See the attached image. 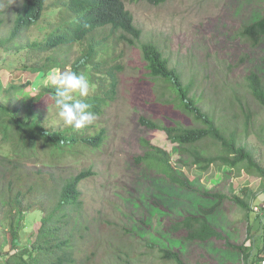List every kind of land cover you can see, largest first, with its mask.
Here are the masks:
<instances>
[{"label":"rangeland","instance_id":"obj_1","mask_svg":"<svg viewBox=\"0 0 264 264\" xmlns=\"http://www.w3.org/2000/svg\"><path fill=\"white\" fill-rule=\"evenodd\" d=\"M124 2L142 36L133 45L116 43V62L124 66L118 96L94 120L97 128H106L104 142L78 157L22 158L18 163L23 167L19 174L26 187L34 184L36 188V195L25 201L20 248L31 246L42 217L53 210L58 196L53 201L48 198L54 197V190L91 169L94 174L80 184L81 205L67 207V225L64 223L60 232L71 235L72 245L66 251L74 260L71 264H178L161 257L162 247L178 251L184 264H244L243 253L255 255L259 245L264 248V180L244 169L238 172L217 163L202 169L203 164L191 163L164 131L140 124L139 118L145 116L161 125L180 121L190 125L181 109L164 102L169 95L163 97L167 85L150 75L141 44L155 43L171 66L179 70L183 81L193 83L191 96L197 104L226 133L236 131L240 142L252 148L264 166V107L249 92L246 79L251 72L264 77V38L254 46L243 34L245 25L264 14V0H168L157 6L145 1ZM22 3L0 0V98L11 85L33 83L20 97H11L10 103L20 106L44 86L48 75L32 73L31 66H42L46 56L52 55L59 61L66 60L65 68H72L90 42L88 39L44 53L28 49L76 17L68 9V0H48L39 21L7 41ZM108 31L101 30L102 34ZM59 120L52 123L60 124ZM145 140L170 153L176 172L189 181L188 190L172 185L149 162H135L148 151ZM7 147L0 149V174L11 179L8 172L13 164L6 160L14 157ZM45 182L48 186L41 188ZM3 183L0 180V185ZM245 186L256 192L248 210L233 200ZM207 192L225 197L216 199ZM27 202H33L32 207ZM213 205L217 208L208 218L239 249L215 237L186 241V228H174L173 224L184 217L201 216ZM8 208L0 203V257L4 259L17 251L9 246Z\"/></svg>","mask_w":264,"mask_h":264},{"label":"trees","instance_id":"obj_2","mask_svg":"<svg viewBox=\"0 0 264 264\" xmlns=\"http://www.w3.org/2000/svg\"><path fill=\"white\" fill-rule=\"evenodd\" d=\"M47 1L23 0L7 41L18 37L25 28L37 23L42 17ZM134 1H145L157 6L168 0ZM68 9L75 13L76 17L50 32L42 41L31 44L28 49L35 53H44L60 47H72L76 43L90 39L87 49L72 63V69L88 78L90 92L83 99L91 105L90 110L95 116H99L103 109L117 98L119 92L120 74L124 66L116 62L118 59L114 55L116 43L125 41L135 44L142 36V29L135 24L134 16L127 9L124 0H68ZM2 23L3 21L0 20V26ZM104 29L109 31L102 34L101 30ZM243 34L252 45H259L264 38V14L245 25ZM141 51L150 75L161 78L167 85L163 97L169 95L164 102L181 109L188 117L190 125H185L184 121L161 125L145 116L139 118L140 124L153 130L164 131L169 141L176 144L180 153L188 155L190 157L188 159H191L193 164H203L202 169L217 163L231 170L236 169L238 172L244 169L264 180V166L257 159L254 150L240 142L236 131L226 133L216 123L214 117L197 104L191 96L193 83L183 81L181 73L176 67L171 66L164 52L153 42L142 43ZM66 62L49 55L46 56L42 66H31L29 69L47 75L54 68H65ZM246 79L249 92L264 107V77L257 72H251ZM30 85L31 82L19 86L11 85L9 89H4L0 98V149L10 146L14 157V159L8 157L7 160L4 157L8 163L13 164V167L8 172L11 179L7 174H0L1 183L4 182L0 185V203L9 207V246L13 250L17 249L6 259L0 257V264H71L74 260L71 254L66 252L72 245L71 235L60 232L65 224L67 225V220L64 219L68 216L67 207L81 205L80 184L92 176L94 171L91 169L81 171L54 190V197L48 198L49 201H53L55 195L58 196L57 203L52 207L53 210L41 219V227L33 233L32 237L35 239L31 246L25 245L20 248L21 221L26 213L25 201L36 195V188L34 184L26 187L22 174H19L23 167L19 164L20 161L23 162L22 158L40 160L41 157L46 156L51 159L56 156L78 157L86 154L102 145L106 128H97L98 124L95 121L80 130L62 126L63 121L58 116L51 99L55 89L51 87L42 86L24 104L21 102V106L15 102L10 103L11 97H20V93ZM77 97L78 94L74 98ZM57 119H60V124H53L52 121ZM195 123L198 124L194 125ZM93 129L95 130L91 131ZM145 141L148 151L143 156L137 157L135 162H149L150 167L164 173L171 180L172 185L176 184L180 189L188 190L189 181L176 172L170 153L161 146ZM47 186L46 182L40 185L41 188ZM240 193L234 195L233 200L240 208L248 210L256 192L245 186ZM209 194L216 199L225 197L222 193ZM27 203L28 207H32L33 202ZM216 208L217 206L213 205L201 216L188 215L174 223V228H186L188 232L186 241L192 239L208 241L213 237L226 239L208 218ZM262 210L264 212V204ZM262 219L261 217L260 222ZM171 240L178 243L174 239ZM226 243L232 248L239 249L228 240ZM242 249L241 247L240 250ZM160 251L163 259L184 264L180 253L173 248L162 247ZM243 257L244 264L256 262L262 264L264 248L259 245V251L255 255L243 253Z\"/></svg>","mask_w":264,"mask_h":264},{"label":"clouds","instance_id":"obj_3","mask_svg":"<svg viewBox=\"0 0 264 264\" xmlns=\"http://www.w3.org/2000/svg\"><path fill=\"white\" fill-rule=\"evenodd\" d=\"M13 2L14 0H11V3ZM41 75L44 74L41 73ZM43 84L45 87L55 89L51 99L64 125L80 130L94 122L96 116L90 110L91 105L83 99L90 92V82L83 73H78L70 67L63 70L54 68L45 77ZM35 88L32 87L36 90ZM76 94L78 97L74 98Z\"/></svg>","mask_w":264,"mask_h":264},{"label":"built area","instance_id":"obj_4","mask_svg":"<svg viewBox=\"0 0 264 264\" xmlns=\"http://www.w3.org/2000/svg\"><path fill=\"white\" fill-rule=\"evenodd\" d=\"M262 264H264V260L262 261Z\"/></svg>","mask_w":264,"mask_h":264}]
</instances>
